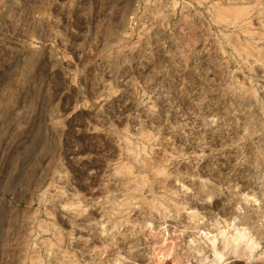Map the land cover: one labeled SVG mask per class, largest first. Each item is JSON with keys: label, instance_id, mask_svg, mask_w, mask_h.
I'll return each mask as SVG.
<instances>
[{"label": "rangeland", "instance_id": "obj_1", "mask_svg": "<svg viewBox=\"0 0 264 264\" xmlns=\"http://www.w3.org/2000/svg\"><path fill=\"white\" fill-rule=\"evenodd\" d=\"M264 264V0H0V264Z\"/></svg>", "mask_w": 264, "mask_h": 264}, {"label": "bare ground", "instance_id": "obj_2", "mask_svg": "<svg viewBox=\"0 0 264 264\" xmlns=\"http://www.w3.org/2000/svg\"><path fill=\"white\" fill-rule=\"evenodd\" d=\"M222 250H218L217 242L219 238H212L210 241L213 260L211 264H220L224 258V249L229 250V254L234 257L244 259L246 262H253V257L257 249V243L249 234L246 228L241 227L233 231L231 235L221 233ZM203 264V263H201Z\"/></svg>", "mask_w": 264, "mask_h": 264}]
</instances>
